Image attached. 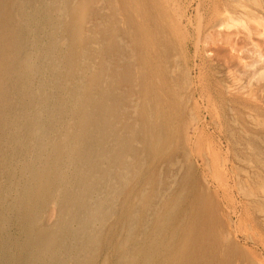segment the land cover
I'll return each mask as SVG.
<instances>
[{"label": "bare ground", "instance_id": "6f19581e", "mask_svg": "<svg viewBox=\"0 0 264 264\" xmlns=\"http://www.w3.org/2000/svg\"><path fill=\"white\" fill-rule=\"evenodd\" d=\"M237 7L204 29L208 0H0V264H239L226 162L183 129L190 60L252 31Z\"/></svg>", "mask_w": 264, "mask_h": 264}, {"label": "rangeland", "instance_id": "374dc122", "mask_svg": "<svg viewBox=\"0 0 264 264\" xmlns=\"http://www.w3.org/2000/svg\"><path fill=\"white\" fill-rule=\"evenodd\" d=\"M239 3L255 14V18L248 21L252 31L249 33L240 25L231 27L230 31L239 27L241 32L237 34L234 49L232 44L225 45V59L207 54L195 67L190 60L193 83L185 92L189 98L183 129L186 135L193 136L195 125L200 127L205 153L211 160L217 156L226 162V167H212L209 176L222 184L235 208L233 212L230 203L228 207L227 201L216 198L220 202L218 210L222 221L232 220L229 229L238 230L232 238L238 249L231 257L233 263L238 260L239 264H264V219L252 205L242 207L244 199L237 191L238 181L245 184L250 178L264 177V0H208L202 25L204 29L207 27V17L215 6L220 13H232L238 10ZM193 10H190L192 16ZM200 90L204 92V100ZM241 159L246 161L241 162ZM200 175L203 174L199 171L196 177L200 178V184L213 192L217 182L204 181Z\"/></svg>", "mask_w": 264, "mask_h": 264}]
</instances>
